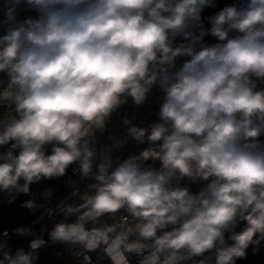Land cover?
<instances>
[{"label":"clouds","instance_id":"clouds-1","mask_svg":"<svg viewBox=\"0 0 264 264\" xmlns=\"http://www.w3.org/2000/svg\"><path fill=\"white\" fill-rule=\"evenodd\" d=\"M150 99L151 123H112ZM69 171L63 195H33ZM14 206L35 220L0 223V264L264 250V0H0V210Z\"/></svg>","mask_w":264,"mask_h":264},{"label":"built area","instance_id":"built-area-1","mask_svg":"<svg viewBox=\"0 0 264 264\" xmlns=\"http://www.w3.org/2000/svg\"><path fill=\"white\" fill-rule=\"evenodd\" d=\"M222 3H232L233 0H218V4ZM213 10L209 9L206 10L205 14H209ZM157 105L152 102L150 99L148 105L142 108H135L131 103L128 105L123 106L116 114L113 115L112 123L117 127H122L121 120L124 117H128L133 119V123L137 125H147L152 122L154 119V113L157 109ZM78 178L69 171L68 175L58 181L49 183L44 182L38 185L33 186L32 193L33 195L38 197V194L49 188L52 187L58 190V195H63L68 190V181L69 180H77ZM26 198V197H25ZM8 210L7 214H3L2 218L0 219V223H3L4 226L11 227L16 224H30L35 220V217L30 215L29 213L25 212L23 209L19 207L13 208H4ZM39 227V226H37ZM17 243H21V241H17Z\"/></svg>","mask_w":264,"mask_h":264},{"label":"trees","instance_id":"trees-1","mask_svg":"<svg viewBox=\"0 0 264 264\" xmlns=\"http://www.w3.org/2000/svg\"><path fill=\"white\" fill-rule=\"evenodd\" d=\"M60 249L53 247L47 251V255L43 257L45 261H50L52 264H60L61 257L58 255ZM238 264H264V250L259 254H253L249 250L248 258L245 261H240Z\"/></svg>","mask_w":264,"mask_h":264},{"label":"rangeland","instance_id":"rangeland-1","mask_svg":"<svg viewBox=\"0 0 264 264\" xmlns=\"http://www.w3.org/2000/svg\"><path fill=\"white\" fill-rule=\"evenodd\" d=\"M219 4H222V2H220ZM7 213H8L7 209L0 210V219L2 218L3 214H7Z\"/></svg>","mask_w":264,"mask_h":264}]
</instances>
